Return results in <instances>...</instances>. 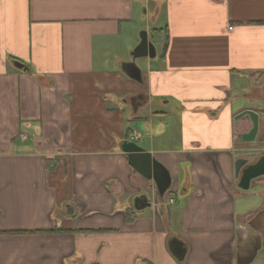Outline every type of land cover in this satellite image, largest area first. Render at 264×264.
I'll return each instance as SVG.
<instances>
[{
  "label": "crops",
  "instance_id": "crops-1",
  "mask_svg": "<svg viewBox=\"0 0 264 264\" xmlns=\"http://www.w3.org/2000/svg\"><path fill=\"white\" fill-rule=\"evenodd\" d=\"M141 31L156 56L135 82ZM124 142L169 172L163 198ZM247 168L264 170V0H0V264H264Z\"/></svg>",
  "mask_w": 264,
  "mask_h": 264
},
{
  "label": "water",
  "instance_id": "water-1",
  "mask_svg": "<svg viewBox=\"0 0 264 264\" xmlns=\"http://www.w3.org/2000/svg\"><path fill=\"white\" fill-rule=\"evenodd\" d=\"M130 60L121 64V69L123 73L135 82L141 81V72L136 65V60L141 58L153 59L156 56V51L154 45L149 41V37L146 31H141L139 33V43L130 53ZM19 67L21 65H18ZM247 116L251 128L248 133L242 135L240 139L244 142L254 141L257 131H258V117L253 112H245L240 117ZM121 150L127 155V161L129 166L139 173L143 178L148 181L153 182L156 192L160 198H163L165 193L169 190L171 185V177L169 172L157 162L150 153L146 152L142 147L132 142H124L121 145ZM243 165V161L237 163V168ZM264 174V170L251 171V168H247L242 175L241 183L244 189L249 186L250 180L259 177ZM134 209H144L148 207L147 199L144 201H139L136 198L134 201ZM139 204V206L137 205ZM168 248L171 255L178 262L183 261L186 253L185 245L176 238H171L168 241Z\"/></svg>",
  "mask_w": 264,
  "mask_h": 264
},
{
  "label": "built area",
  "instance_id": "built-area-1",
  "mask_svg": "<svg viewBox=\"0 0 264 264\" xmlns=\"http://www.w3.org/2000/svg\"><path fill=\"white\" fill-rule=\"evenodd\" d=\"M18 138L21 140V141H24L26 139V134L24 133H20L18 135ZM133 140L137 141V140H141V135L139 133H136L134 132L133 133Z\"/></svg>",
  "mask_w": 264,
  "mask_h": 264
},
{
  "label": "bare ground",
  "instance_id": "bare-ground-1",
  "mask_svg": "<svg viewBox=\"0 0 264 264\" xmlns=\"http://www.w3.org/2000/svg\"><path fill=\"white\" fill-rule=\"evenodd\" d=\"M171 203L173 202V200H169Z\"/></svg>",
  "mask_w": 264,
  "mask_h": 264
},
{
  "label": "rangeland",
  "instance_id": "rangeland-1",
  "mask_svg": "<svg viewBox=\"0 0 264 264\" xmlns=\"http://www.w3.org/2000/svg\"><path fill=\"white\" fill-rule=\"evenodd\" d=\"M138 144H140V143H138Z\"/></svg>",
  "mask_w": 264,
  "mask_h": 264
}]
</instances>
